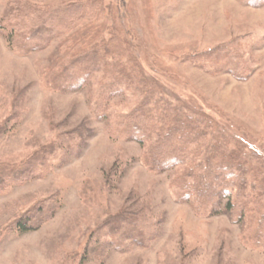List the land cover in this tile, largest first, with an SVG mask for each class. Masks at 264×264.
Segmentation results:
<instances>
[{"label": "rangeland", "instance_id": "1", "mask_svg": "<svg viewBox=\"0 0 264 264\" xmlns=\"http://www.w3.org/2000/svg\"><path fill=\"white\" fill-rule=\"evenodd\" d=\"M73 1L81 0H0V23L19 4L45 11ZM96 1L111 5V13L29 54L14 50L0 33V264H81L90 236L124 208L161 216L158 235L147 248L106 247L103 264H264V231L258 238L264 213V2ZM103 40L121 44L123 61L133 58L175 105L216 122L226 141L221 146L212 134L206 150L219 146L218 161L245 164L250 184L258 187L249 189L242 211L236 201L234 211L206 216L180 203L173 183L179 169L151 172L147 148L98 121L88 90L50 88L47 78L61 63ZM221 46L244 55L240 67L247 79L196 58ZM138 101L129 93L110 105L128 113ZM82 124L85 146L58 167L52 149L59 161L61 140ZM44 148L48 165L55 163L51 169L38 166ZM51 201L58 209L50 220L37 231L17 232L21 216L36 215Z\"/></svg>", "mask_w": 264, "mask_h": 264}, {"label": "trees", "instance_id": "2", "mask_svg": "<svg viewBox=\"0 0 264 264\" xmlns=\"http://www.w3.org/2000/svg\"><path fill=\"white\" fill-rule=\"evenodd\" d=\"M255 5H259L258 2ZM112 9L111 5L96 0L46 6L45 11L28 3L19 4L2 19L0 33L14 50L25 55L46 48L57 37L71 34L88 21H101ZM122 53L121 44L111 45L110 41L103 40L61 63L48 76V85L63 93L88 90L98 121L109 123L119 137L147 148L145 162L151 172L161 174L179 169L173 183L180 203H189L206 216L232 212L236 201L242 211L248 204L249 189L256 191L258 187L256 183L250 184L251 170L245 164L229 158L218 161L219 146L206 150L207 138L212 134L223 146L220 127L204 113L192 115L164 97L154 82L141 74L133 58L123 61ZM196 58L213 63L220 73L227 70L239 80L247 79L240 67L244 55L238 49L230 51L228 46H221ZM129 93L139 97L136 106L128 113L113 112L110 101ZM86 133L88 130L82 124L64 136L63 145L58 148L62 153L59 161L56 159L58 150L52 149L50 156L58 167L65 165L68 158L79 155L86 143ZM42 153L38 166L51 169L54 161L48 165L45 148ZM28 174L29 170H24L21 178L27 180ZM52 201L35 210L36 215L21 216L15 223L17 232L26 234L39 230L58 209ZM159 219L161 216L151 209L130 212L124 208L90 236L81 264H103L101 253L106 247L119 252L135 246L149 247L158 235ZM261 220L258 238H262L264 231V213Z\"/></svg>", "mask_w": 264, "mask_h": 264}]
</instances>
